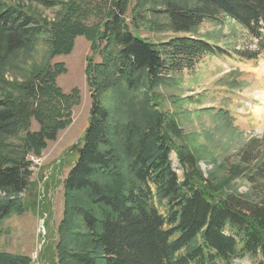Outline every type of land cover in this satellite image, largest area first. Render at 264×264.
I'll return each mask as SVG.
<instances>
[{
	"label": "trees",
	"instance_id": "1",
	"mask_svg": "<svg viewBox=\"0 0 264 264\" xmlns=\"http://www.w3.org/2000/svg\"><path fill=\"white\" fill-rule=\"evenodd\" d=\"M45 3L61 6L57 20L0 0V65L40 41L50 50L24 83L0 77L7 92L0 93V222L26 213L19 196L31 186L28 156H41L72 122L78 91L63 93L57 79L67 70L52 60L70 55L76 37L84 36L101 61L91 59L87 67L93 106L79 159L63 183L56 264H235L245 258L264 264V197L238 196L226 183L204 177L193 136L179 125L181 114L167 108L170 101L182 110L183 100L164 92L180 87L172 75L192 72L204 56L218 53V45L198 32L205 22L240 25L256 39L257 50L237 53L257 60L264 52V0ZM141 32L174 37L154 42ZM32 119L40 125L37 133L30 132ZM220 119L231 121L226 113ZM23 134L20 142H9ZM260 142H247L234 167L257 190L264 154L253 149ZM172 151L183 178L172 167ZM0 264L32 260L0 252Z\"/></svg>",
	"mask_w": 264,
	"mask_h": 264
},
{
	"label": "rangeland",
	"instance_id": "2",
	"mask_svg": "<svg viewBox=\"0 0 264 264\" xmlns=\"http://www.w3.org/2000/svg\"><path fill=\"white\" fill-rule=\"evenodd\" d=\"M6 1L53 22L62 8L59 5L48 8L45 2L70 0ZM94 21L92 19L90 23ZM198 32L212 40L213 45H218V53L204 56L192 72L172 75L180 87L164 92L179 96L183 106L180 110L168 101L167 108L171 113L181 114L179 125L187 136H193L192 145L201 159L198 165L205 178L226 183L230 186L228 191L238 196L250 197L251 193H258L264 197V182H260L261 188L257 190L245 173L234 174V167L241 165L238 154L247 142L260 140L259 149L255 146L253 150H262L264 154V52L257 60L240 57L237 52L241 50H257V41L229 19L223 25L205 22ZM141 35L154 42L174 37L172 32H141ZM91 44L86 37L78 36L70 55L52 60V64H64L67 70L57 79L58 87L66 95L78 91L79 101L72 109L71 124L59 132L55 141H48L41 156H28L32 162L31 186L19 196L26 213L23 216L12 215L0 222V252L29 257L32 264L57 263V232L64 208L63 183L79 159V152L71 150L83 138L93 106L94 91L89 86L87 67L91 59L95 64L101 61L92 51ZM49 54L48 44L40 41L32 52H19L8 64L0 65V77L6 83H24L33 69L48 61ZM0 93L7 94L2 88ZM225 113L231 121L220 119ZM39 131L40 125L32 119L30 132ZM21 136L9 142H20L25 135ZM178 141L188 143L185 139ZM32 157L38 161L31 160ZM171 161L173 169L183 178L184 171L174 151ZM231 174L236 178L233 182L229 180ZM237 264H252V261L245 258Z\"/></svg>",
	"mask_w": 264,
	"mask_h": 264
},
{
	"label": "water",
	"instance_id": "3",
	"mask_svg": "<svg viewBox=\"0 0 264 264\" xmlns=\"http://www.w3.org/2000/svg\"><path fill=\"white\" fill-rule=\"evenodd\" d=\"M75 150H77L79 153H81L82 151L80 148H78V145L73 146L71 151H75Z\"/></svg>",
	"mask_w": 264,
	"mask_h": 264
},
{
	"label": "built area",
	"instance_id": "4",
	"mask_svg": "<svg viewBox=\"0 0 264 264\" xmlns=\"http://www.w3.org/2000/svg\"><path fill=\"white\" fill-rule=\"evenodd\" d=\"M31 160H34L35 162L38 161V160H36L34 157H32Z\"/></svg>",
	"mask_w": 264,
	"mask_h": 264
}]
</instances>
